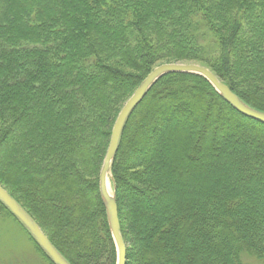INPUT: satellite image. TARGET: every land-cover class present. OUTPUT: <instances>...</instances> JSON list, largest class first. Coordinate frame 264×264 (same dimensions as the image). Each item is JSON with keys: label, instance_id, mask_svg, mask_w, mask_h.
I'll use <instances>...</instances> for the list:
<instances>
[{"label": "trees", "instance_id": "16d2710c", "mask_svg": "<svg viewBox=\"0 0 264 264\" xmlns=\"http://www.w3.org/2000/svg\"><path fill=\"white\" fill-rule=\"evenodd\" d=\"M167 63L264 112V0H0V186L70 264H117L99 172ZM110 170L126 264H264V125L203 77L160 78Z\"/></svg>", "mask_w": 264, "mask_h": 264}, {"label": "water", "instance_id": "95a60500", "mask_svg": "<svg viewBox=\"0 0 264 264\" xmlns=\"http://www.w3.org/2000/svg\"><path fill=\"white\" fill-rule=\"evenodd\" d=\"M171 73L194 74L206 79L220 97L225 100L234 110L243 116L264 125V112L257 111L244 103L230 88L208 68L197 64L167 63L157 66L138 86L132 96L122 107L112 128L109 146L99 174V195L106 210L109 230L117 250V264H126L127 249L121 235L118 205L115 192L111 193L108 186V178L111 165L119 148L121 136L125 125L142 102L151 87L163 76ZM0 202L6 206L10 213L29 232L38 247L49 258L52 264H70L53 246L45 236L35 220L0 186Z\"/></svg>", "mask_w": 264, "mask_h": 264}, {"label": "rangeland", "instance_id": "374dc122", "mask_svg": "<svg viewBox=\"0 0 264 264\" xmlns=\"http://www.w3.org/2000/svg\"><path fill=\"white\" fill-rule=\"evenodd\" d=\"M108 186L111 193L115 192L111 170ZM0 218V264H50L37 251L28 231L20 223L7 212H3Z\"/></svg>", "mask_w": 264, "mask_h": 264}, {"label": "bare ground", "instance_id": "6f19581e", "mask_svg": "<svg viewBox=\"0 0 264 264\" xmlns=\"http://www.w3.org/2000/svg\"><path fill=\"white\" fill-rule=\"evenodd\" d=\"M109 190H110V188H109Z\"/></svg>", "mask_w": 264, "mask_h": 264}]
</instances>
